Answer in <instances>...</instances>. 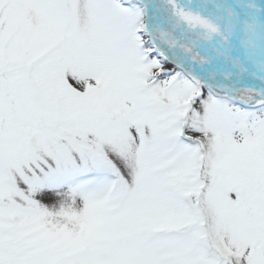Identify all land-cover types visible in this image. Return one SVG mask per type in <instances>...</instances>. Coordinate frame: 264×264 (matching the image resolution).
<instances>
[{
  "label": "snow or ice",
  "instance_id": "obj_1",
  "mask_svg": "<svg viewBox=\"0 0 264 264\" xmlns=\"http://www.w3.org/2000/svg\"><path fill=\"white\" fill-rule=\"evenodd\" d=\"M261 5L0 0V264H264Z\"/></svg>",
  "mask_w": 264,
  "mask_h": 264
},
{
  "label": "rangeland",
  "instance_id": "obj_2",
  "mask_svg": "<svg viewBox=\"0 0 264 264\" xmlns=\"http://www.w3.org/2000/svg\"><path fill=\"white\" fill-rule=\"evenodd\" d=\"M194 1H196V3L201 6V8L194 9L192 7V9H191L192 11L203 13L205 10H207L208 16L211 20H214V17H218L219 19H221L224 22H225V20L229 21L226 17H223V14L224 13L225 14H229V13L232 14V13L228 9L226 3L223 2L222 0H194ZM255 1L261 4L260 0H255ZM202 8L204 9V11L201 10ZM246 16H247L248 20L249 19L252 20V18H250L251 17L250 15H246Z\"/></svg>",
  "mask_w": 264,
  "mask_h": 264
},
{
  "label": "bare ground",
  "instance_id": "obj_3",
  "mask_svg": "<svg viewBox=\"0 0 264 264\" xmlns=\"http://www.w3.org/2000/svg\"><path fill=\"white\" fill-rule=\"evenodd\" d=\"M223 1L226 3L227 7H229L231 12L237 13L236 9L238 8L239 13H242L241 12L242 8L244 9L243 12L249 11L248 7L251 6V3L248 1H253V0H223Z\"/></svg>",
  "mask_w": 264,
  "mask_h": 264
},
{
  "label": "water",
  "instance_id": "obj_4",
  "mask_svg": "<svg viewBox=\"0 0 264 264\" xmlns=\"http://www.w3.org/2000/svg\"><path fill=\"white\" fill-rule=\"evenodd\" d=\"M258 8H259V9L261 8L260 5L258 6ZM247 12L251 13V11H247ZM234 13H236V12H234Z\"/></svg>",
  "mask_w": 264,
  "mask_h": 264
}]
</instances>
